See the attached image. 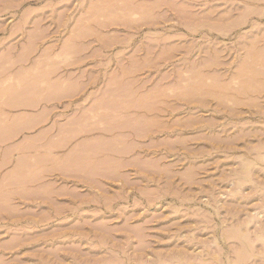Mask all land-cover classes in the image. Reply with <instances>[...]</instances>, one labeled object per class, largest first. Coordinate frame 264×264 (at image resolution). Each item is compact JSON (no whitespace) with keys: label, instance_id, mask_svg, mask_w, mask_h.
Returning a JSON list of instances; mask_svg holds the SVG:
<instances>
[{"label":"rangeland","instance_id":"1","mask_svg":"<svg viewBox=\"0 0 264 264\" xmlns=\"http://www.w3.org/2000/svg\"><path fill=\"white\" fill-rule=\"evenodd\" d=\"M0 264H264V0H0Z\"/></svg>","mask_w":264,"mask_h":264},{"label":"bare ground","instance_id":"2","mask_svg":"<svg viewBox=\"0 0 264 264\" xmlns=\"http://www.w3.org/2000/svg\"><path fill=\"white\" fill-rule=\"evenodd\" d=\"M253 76V75H252ZM247 88V87H246ZM245 90V89H244ZM248 166V165H247ZM247 171V170H246ZM252 180V179H251ZM244 183V182H243ZM252 220V219H251ZM250 221V220H249ZM243 234V233H242ZM242 236V235H241Z\"/></svg>","mask_w":264,"mask_h":264}]
</instances>
